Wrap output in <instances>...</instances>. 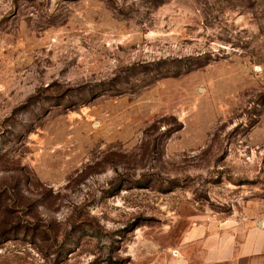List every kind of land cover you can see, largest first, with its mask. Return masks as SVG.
Returning a JSON list of instances; mask_svg holds the SVG:
<instances>
[{
    "label": "rangeland",
    "instance_id": "374dc122",
    "mask_svg": "<svg viewBox=\"0 0 264 264\" xmlns=\"http://www.w3.org/2000/svg\"><path fill=\"white\" fill-rule=\"evenodd\" d=\"M264 217V0H0V264H167Z\"/></svg>",
    "mask_w": 264,
    "mask_h": 264
},
{
    "label": "crops",
    "instance_id": "0c3cea01",
    "mask_svg": "<svg viewBox=\"0 0 264 264\" xmlns=\"http://www.w3.org/2000/svg\"><path fill=\"white\" fill-rule=\"evenodd\" d=\"M167 264H264V217L195 223L181 234Z\"/></svg>",
    "mask_w": 264,
    "mask_h": 264
}]
</instances>
